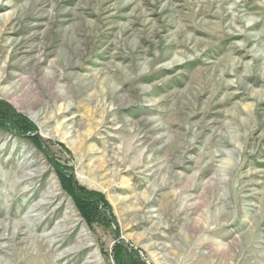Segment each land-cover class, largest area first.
Masks as SVG:
<instances>
[{
    "label": "rangeland",
    "instance_id": "rangeland-1",
    "mask_svg": "<svg viewBox=\"0 0 264 264\" xmlns=\"http://www.w3.org/2000/svg\"><path fill=\"white\" fill-rule=\"evenodd\" d=\"M0 108V264H264V0H0Z\"/></svg>",
    "mask_w": 264,
    "mask_h": 264
},
{
    "label": "trees",
    "instance_id": "trees-1",
    "mask_svg": "<svg viewBox=\"0 0 264 264\" xmlns=\"http://www.w3.org/2000/svg\"><path fill=\"white\" fill-rule=\"evenodd\" d=\"M3 108H0V111ZM0 126H9L11 128V130L14 131V133H16L17 135L23 136L25 134V132L29 129L33 131V126L31 124V122H29V120L25 119L22 116L16 115V114H11L8 117H0ZM34 144H37L39 142V139L37 136L35 137H29ZM64 180L66 181V179L64 178ZM74 195V193H73ZM75 195L74 197L76 198V200L78 199V196ZM83 204H86L88 206H91L90 203L83 201ZM105 207V204H104ZM107 221V219H105ZM119 249L123 250V248L118 245L117 246ZM126 255L128 256V254L126 253ZM128 258L130 259V261L132 262V264H140L137 260H133L131 259L129 256Z\"/></svg>",
    "mask_w": 264,
    "mask_h": 264
}]
</instances>
